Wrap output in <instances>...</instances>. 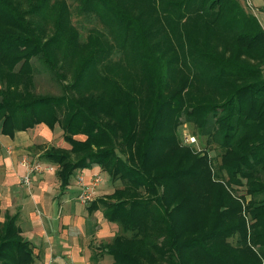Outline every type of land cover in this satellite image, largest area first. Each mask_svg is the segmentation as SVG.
Here are the masks:
<instances>
[{
    "label": "trees",
    "instance_id": "16d2710c",
    "mask_svg": "<svg viewBox=\"0 0 264 264\" xmlns=\"http://www.w3.org/2000/svg\"><path fill=\"white\" fill-rule=\"evenodd\" d=\"M73 1L105 36L79 41L64 0H0V135L58 126L68 149L40 158L56 166L60 191L92 166L119 182L88 207L120 231L97 248L111 264H264L256 17L239 0ZM42 75L57 94L35 91ZM183 123L205 151L219 150L214 166L181 145ZM232 187L249 196L243 211ZM32 261L16 217L4 215L0 264Z\"/></svg>",
    "mask_w": 264,
    "mask_h": 264
},
{
    "label": "crops",
    "instance_id": "0c3cea01",
    "mask_svg": "<svg viewBox=\"0 0 264 264\" xmlns=\"http://www.w3.org/2000/svg\"><path fill=\"white\" fill-rule=\"evenodd\" d=\"M37 127L43 133L47 132L43 128L45 126L37 125L32 132H27L28 129L10 138L0 135L1 219L4 215L16 217L20 236L33 247L32 254L35 256L31 264H92V256L95 257L94 264H111V258L99 253L97 248L109 243L118 227L103 219L100 208L88 209L94 200L110 193L92 198L87 205L75 199L79 192L76 184L78 176L88 183L98 173V167L75 171L72 175L74 179H70L61 191L54 171L32 176L29 186L20 183L24 170L17 163L18 154L22 151L18 148L33 144L32 133ZM22 139L24 142H21ZM71 183L75 184L74 191Z\"/></svg>",
    "mask_w": 264,
    "mask_h": 264
},
{
    "label": "rangeland",
    "instance_id": "374dc122",
    "mask_svg": "<svg viewBox=\"0 0 264 264\" xmlns=\"http://www.w3.org/2000/svg\"><path fill=\"white\" fill-rule=\"evenodd\" d=\"M69 8L70 11V19H71V24L74 26V28L76 29L77 33H78V39L79 41L83 42L85 41V38L88 34V32L94 30L97 31L98 33H101L103 36L106 35L105 30L103 28L102 25L99 24V22L91 15H86V14H79L77 13V9H76V3L73 0H64ZM246 3L244 2V4L242 3L241 0H239V3L242 4V6L246 7V9H248L249 7H247L249 4L251 5V12L249 10L250 13L254 12L259 24L261 27H264V13L261 11V8L263 6V1L262 0H245ZM263 75H264V66H263V71H262ZM48 77L46 75H42L40 77L36 78V87H35V91L38 93H50V94H57L58 93V89L55 87V84H53L52 82H50L48 79ZM42 127V125H41ZM47 132L43 133V130H40L39 127H37V129H35V131L32 133V138H33V144L27 148H18V151H21V154H18V160L17 163H19V165L23 168L24 170V174L20 179V183L25 185V186H29L31 183V177L34 175L37 176H41L42 174H44V172H52L57 170L56 166L51 165V164H47V163H43L41 158H40V154L48 149L51 148H62V149H68V146L62 142L61 139V131L60 128L58 126H55L53 128L52 131H49L48 129H46L45 127H43ZM33 129H29L27 132H32ZM20 134V133H18ZM177 134H178V138L180 140V143L182 146H186V147H190L191 149L194 150V152L200 156L205 155L208 160L210 159L212 165H215V162L218 161V155H219V150L214 146V145H210L208 146V148H206L207 151H205L203 148L206 147L205 146V139L204 138H197V136H195L192 132V129L189 125H185L184 123L178 128L177 130ZM185 137L188 138H192L193 142L192 143H187L185 141ZM80 138V137H77ZM82 138V137H81ZM19 137H17V141H18ZM21 142H24V139L21 140ZM21 145V144H19ZM23 145V144H22ZM203 149V150H202ZM2 150V148L0 147V151ZM5 150H9L5 148ZM35 165H51L52 169L50 171H43L41 172H35V171H30V169L35 166ZM54 168V169H53ZM98 173L96 174V176H93L92 180L88 183L84 181V179L81 176H78V178L76 179V184L79 187V192L78 194L75 196V199L79 202V194L81 192V189L83 191H85V193L89 196L88 197V201L85 203H81L83 205H87L92 198H95L96 196L99 195H104V194H108L111 193L113 191V189L118 188L119 187V182H111L107 175L101 171H97ZM27 176V177H26ZM56 177V176H55ZM73 176L70 177V179H74L72 178ZM24 178L27 179V182H25ZM95 178V180H93ZM99 178V179H98ZM74 186L75 184L71 183V187L73 188L74 191ZM233 189V193H235V196L237 197H242L243 196V202H241V206H242V210L243 211V205L249 200V196H244V188L242 187H232ZM3 219V218H2ZM0 217V221L2 220ZM246 227H248L251 222H247L246 221ZM120 231L119 229L116 230V234L114 235H119ZM229 242L233 245L234 241L233 240H229ZM33 249V247H31V250ZM101 254L104 255L103 252H99ZM97 253H95L96 255ZM35 255H33L34 257ZM34 261V259H33Z\"/></svg>",
    "mask_w": 264,
    "mask_h": 264
},
{
    "label": "built area",
    "instance_id": "2783aa9c",
    "mask_svg": "<svg viewBox=\"0 0 264 264\" xmlns=\"http://www.w3.org/2000/svg\"><path fill=\"white\" fill-rule=\"evenodd\" d=\"M244 2L246 3V1L244 0ZM247 7H249L248 9L250 10V12L252 11L251 10V5L249 4ZM252 15H254L255 16V14H254V12H252ZM256 17V16H255ZM257 19V18H256ZM259 23V22H258ZM260 25V24H259ZM261 27V26H260ZM261 29H262V31H263V33H264V27H261ZM185 139V141L187 142V143H192L193 142V139L192 138H188V137H185L184 138ZM52 169V167H51V165L49 166V165H35V166H33L31 169H30V171H35V172H43V171H50ZM27 177V176H26ZM26 178H24V180H25ZM25 182H27V179L25 180ZM86 191V190H85ZM85 191H83L82 189H81V192H80V194H79V200H80V202L81 203H85V202H87L89 199H88V195L85 193Z\"/></svg>",
    "mask_w": 264,
    "mask_h": 264
}]
</instances>
